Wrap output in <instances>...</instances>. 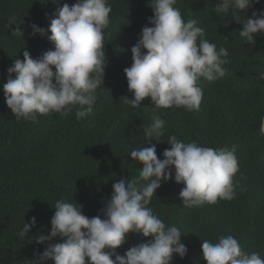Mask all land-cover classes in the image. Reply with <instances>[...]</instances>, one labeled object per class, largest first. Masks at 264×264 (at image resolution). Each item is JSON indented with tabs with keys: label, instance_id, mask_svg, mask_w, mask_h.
<instances>
[{
	"label": "trees",
	"instance_id": "1",
	"mask_svg": "<svg viewBox=\"0 0 264 264\" xmlns=\"http://www.w3.org/2000/svg\"><path fill=\"white\" fill-rule=\"evenodd\" d=\"M218 2L176 0L174 7L185 20L196 19L205 39L217 49L228 50L226 76L215 82L198 81L203 90L199 111L158 109L166 121L165 135L146 143L143 129L151 124L155 106L147 97L137 108L125 104L133 93L123 70L132 64L131 48L142 28L152 26L151 0H108L112 11L104 30L106 64L93 111L78 120L76 106L67 115H39L36 122L17 120L7 107L6 70L15 59L23 60L24 50L36 59L53 49L46 36L30 35V25L47 29L57 9L75 0H0V264H31L35 254L43 252L46 245L38 244L36 236L50 231L53 205L59 199L82 206L89 218H103L101 210L113 183L137 176L142 168L131 151L155 144L158 158L163 159L171 135L214 149L234 147L240 169L233 177L234 199L201 207L182 204V183L174 179L161 183L148 207L167 226L180 228L187 247L186 256L174 254L172 264H206L202 241L217 242L227 235L237 238L244 251L264 257V135L258 134L264 119V34L255 36L252 44L240 37L242 24L222 19L214 10ZM253 12H264V0L242 15L251 18ZM17 28L22 36L14 31ZM32 217L36 226L19 239L23 223ZM146 241L139 233H129L127 242L115 251L123 255Z\"/></svg>",
	"mask_w": 264,
	"mask_h": 264
},
{
	"label": "clouds",
	"instance_id": "2",
	"mask_svg": "<svg viewBox=\"0 0 264 264\" xmlns=\"http://www.w3.org/2000/svg\"><path fill=\"white\" fill-rule=\"evenodd\" d=\"M258 2L219 0L214 10L222 19L242 24L239 36L252 44L255 36L264 34V12H253L247 19L242 13ZM175 4L176 0H151L153 15L148 24L152 26L142 28L131 48L132 64L123 70L133 93L125 104L137 108L147 97L155 106L151 124L143 129L146 143L158 142L165 135L166 121L158 109L199 111L203 90L198 81L215 82L227 74L228 50L217 49L205 39L204 28L196 19L185 20ZM111 11L108 0H75L57 9L47 29L30 25V35L46 36L53 49L36 59L24 50L23 60L15 59L6 70L3 94L17 120L36 122L39 115H67L76 106L79 120L93 111L103 84L104 30ZM14 31L22 36L19 28ZM258 134L264 135V119L259 121ZM167 142L171 147L163 151V159L158 158L155 144L131 151V158L142 168L137 176L113 183L111 197L101 210L103 218H89L75 202L57 200L50 231L36 236V242L46 247L35 254L31 264L48 260L54 264H172L174 254L183 259L187 247L181 242L180 228L167 226L148 207L156 190L162 182L174 179L184 185L179 197L185 207L230 201L236 196L233 177L240 169L234 147L199 146L175 135ZM35 226V217L24 222L19 239H25ZM129 233H139L147 241L120 255L115 250L127 242ZM56 238L62 242L54 243ZM201 250L206 264H264L259 252L244 251L233 235L221 236L217 242L204 239Z\"/></svg>",
	"mask_w": 264,
	"mask_h": 264
}]
</instances>
